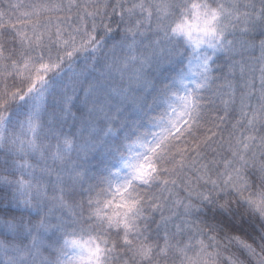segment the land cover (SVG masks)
<instances>
[{"label":"snow or ice","instance_id":"6c2138e0","mask_svg":"<svg viewBox=\"0 0 264 264\" xmlns=\"http://www.w3.org/2000/svg\"><path fill=\"white\" fill-rule=\"evenodd\" d=\"M0 264H264V0H0Z\"/></svg>","mask_w":264,"mask_h":264},{"label":"trees","instance_id":"16d2710c","mask_svg":"<svg viewBox=\"0 0 264 264\" xmlns=\"http://www.w3.org/2000/svg\"><path fill=\"white\" fill-rule=\"evenodd\" d=\"M5 2H7V0H5ZM13 3L16 2V0H12ZM110 161L107 159V157H104V156H101V158L97 161V160H92L90 161V165L91 166H94L96 168H99V169H103L104 166L106 164H108Z\"/></svg>","mask_w":264,"mask_h":264}]
</instances>
